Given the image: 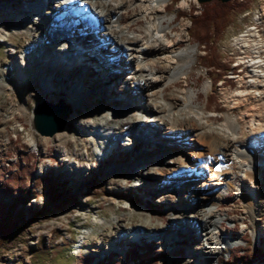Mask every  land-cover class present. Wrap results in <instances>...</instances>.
I'll use <instances>...</instances> for the list:
<instances>
[{
    "label": "rangeland",
    "instance_id": "rangeland-1",
    "mask_svg": "<svg viewBox=\"0 0 264 264\" xmlns=\"http://www.w3.org/2000/svg\"><path fill=\"white\" fill-rule=\"evenodd\" d=\"M4 1L21 9L23 15L39 17L35 11L33 12L26 7L28 4L37 3L38 0H0L1 7ZM60 1L58 0L57 3ZM182 1H185L186 5L183 8H178ZM182 1L167 0L164 6L165 11L157 14L158 17H165L163 25L168 26L166 32L170 41V44L161 51L163 54H169L170 52L172 54L174 51L182 49L187 51L195 49V51L191 58L182 53L167 59L159 58L155 60L151 56L145 59L144 63L141 64L143 71L148 73L147 69H152L154 73L157 72V74L163 76L161 83L153 88L152 99L161 105L160 107L163 106L165 113H173L182 105L175 98L182 91L191 89L194 93V107H198L199 110L205 113L209 124L219 128L227 121L230 124L227 128L232 129L231 121L227 118L228 113H232L237 121V134H235V137L238 142H242L258 132L256 128L258 122L262 124L261 127L264 126V97L261 99L255 97L259 91L264 92L260 89L263 87L260 85L264 83V77L256 75V70H259V68L256 64H253L257 61V58H262L263 55L260 52L262 48L259 47V50H257L254 44L260 45L259 40L261 42L264 40V0H254L248 9L232 15L230 23L217 43L223 60L231 61L232 65H236L238 62L242 64L238 63L233 71H229L228 76L233 80L231 84L220 79L217 85L214 86L216 89L215 95L219 102L215 104L206 102V95L211 92L213 85L209 77L210 72L207 73L198 61L201 54H203L202 47L188 36L186 30L190 23L188 14L190 12L194 14L200 12V2L198 0ZM50 4L51 1L48 3L47 0L43 11H48ZM178 12H184L185 14L178 17ZM142 13V0H135L132 7H128L127 10L122 12L121 24L128 29L129 33L143 31L146 23L150 21V17L148 15L144 17ZM170 17H172L171 20ZM19 23L25 25L30 22L21 18ZM37 24L44 26L45 22L37 20ZM13 29L9 28L0 35V64L14 59L17 55L16 51L29 38V33L13 34ZM254 30L257 32L255 33L256 37L250 33ZM111 44L112 40L106 39L102 48L98 51L97 57L95 55L90 56V54L88 59L81 62L79 67L71 68V70H68L70 68L63 69L60 67L46 68L47 78L50 80L53 78L60 87L61 96L59 98L72 93L73 89L70 82L76 81L77 78L80 81L75 82L78 85L75 92H78L84 98L82 102H76L74 113L70 118L71 112L67 119L68 122L64 130L69 134L62 144L54 137L55 135L53 137L42 136L30 128L31 115L29 117L28 115L32 113L35 103L41 100L37 94V87H27L23 92L24 97L22 99L16 97L11 91L0 93V165H3L6 161H11L12 165L10 166L15 169L19 168L18 165L20 164L24 165L25 161L33 162L36 167L31 176L27 177L24 182L25 187H28L31 191L26 207L46 208L42 216L29 222L26 228L25 240L16 242L4 251L3 259L0 261L1 264H82L86 260L89 264L98 262H100L98 264H205L208 261L200 257L194 259V253L192 252L194 247L207 248V246L202 245L204 237L200 234L199 227L193 223H188L185 229L170 226L175 214H170L167 211L169 194L159 186L149 185L152 181L149 179L154 180L162 177L147 174L148 170L151 173L155 171L161 163L181 162L178 156H174L172 153H163L161 147L171 151L178 150V142L184 137L185 132L178 129L171 131L165 123L145 122L143 120L146 117L143 116L142 119L137 115L141 128H131V130L134 129L131 142L125 144L120 140L115 148H112L110 155V150H104L102 145L100 147L98 143L99 150L103 148L102 150L107 153V156L103 158L97 154H92L89 150L90 157L93 156L95 161H92L88 166L81 163L80 153L84 147L88 149V145H90L88 139L95 138L96 140V137H101L94 129L92 132L88 131L90 127L85 124L87 117L90 116L94 120H99L104 113L107 121L110 122L108 125L115 128L117 124L111 115L114 110L116 108L119 111L125 109L124 104L128 101L138 100L139 96L143 99V93L139 91L138 87L131 85L128 81H121V75L131 68L132 63L127 59L128 56H126L124 49L119 50L114 46V51L108 50ZM101 50L103 53H101ZM103 55L107 58L108 64L113 62V59H117L116 68L107 71V73L110 72L109 75L94 74L91 68L100 67V69L106 70V66H108V64L102 66ZM96 60L97 62H95ZM165 63L170 64L167 71H165ZM187 63H190V65H187ZM83 65L84 67H82ZM171 70H174L177 76L172 80H168L166 75ZM58 78L63 80L64 84L60 83ZM82 79L84 82H82ZM82 90L96 95L89 97L88 94L84 95ZM98 90H100L99 93H97ZM239 91L248 93V97H240L236 94ZM51 92L47 93L46 98L58 100L59 98H54L57 94L54 93L53 89ZM250 96L255 99H251ZM244 98H247V101H244ZM183 110L187 111L188 107H183ZM133 112H136V110ZM76 118L81 119L82 124L79 125ZM110 119L114 122H111ZM220 134L212 138L205 137V140H210L211 158L210 156L209 158L203 156L204 165L198 167L201 185L204 182H213L210 180L213 179L212 169L215 168L212 156L218 157L220 154L227 159V161H224L223 158V166L219 165L222 167V171L221 169L218 170L219 174L235 169V161L238 159L242 162L245 160V157L242 156H239L238 159H228L232 145L228 146V150L223 149L226 147L219 148L220 144L226 143L225 137ZM74 135L76 139H79L76 145L74 141H69L72 140L71 138ZM202 148L203 151L208 152L207 146L201 145L198 140H195L189 150H195L197 153L194 151H192L194 154L190 151L183 152L182 162L187 164L197 162L201 158V153H204L200 151ZM159 150L166 157L159 156L157 154ZM27 154L31 155L30 158L26 157ZM148 154L150 156L157 154V159H162L157 161V164H149L148 170L147 167L141 166V162L137 161L135 168L139 176H135L134 171L128 169L127 166L131 164L132 160L135 161L139 156ZM73 158H77L75 161H79V165L73 162ZM263 167L264 165L259 166L250 175L251 178L249 176L245 178L240 173H234L228 192L223 195L220 193L217 196L218 205L216 208L223 216L220 227L230 233L233 237L232 241H234L233 244L224 247L218 254L219 264H243L239 262L232 263L228 260L229 252L232 249L234 250L238 244H243V246L252 249L261 248L264 253V171L260 170ZM52 170H54L57 177L66 181L71 192L77 193L76 201L57 213L52 209L44 187V174H49ZM229 175L232 174L229 173ZM250 184L256 186L254 189L262 191L260 219H255L254 216L245 211L244 197L240 194L242 191H246V188H250ZM215 187L217 188L218 185L213 186V189ZM202 190V186L197 187L194 193L188 192L184 188L177 189L174 194L176 203L181 204L182 210L186 212L191 208L190 204L194 200H198L196 196L201 194ZM238 190L239 192H237ZM32 191L36 192V195L32 194ZM10 198L11 195L3 196L0 193V203L6 204ZM132 209L137 211L131 213L130 219L123 221V228L127 229V232L136 225H144L143 220L149 216L152 220L149 228L163 229L161 231L166 233L175 231L174 242L171 243V247L166 248L159 243L148 240L149 238L143 234L141 237L145 238V244L143 242V244L138 243L136 245L131 243L129 239L121 242L119 252L111 251L112 247H110V251H104L103 253L91 250L93 247L97 248L99 241L103 248L106 247V238L119 231L118 228L113 227L115 224L114 219L126 217L127 214L132 212ZM176 213H180V211ZM245 236H248L249 241L244 240L243 237ZM81 237H84L82 240L83 245L79 247ZM42 241L46 246V251L40 250L38 253L41 255H38L36 248ZM192 245L194 246L192 247ZM138 246L141 248L137 249ZM145 251L146 253L139 255V257H134L138 252ZM263 259L261 257L249 264H264Z\"/></svg>",
    "mask_w": 264,
    "mask_h": 264
},
{
    "label": "bare ground",
    "instance_id": "bare-ground-1",
    "mask_svg": "<svg viewBox=\"0 0 264 264\" xmlns=\"http://www.w3.org/2000/svg\"><path fill=\"white\" fill-rule=\"evenodd\" d=\"M50 1L51 4L48 6L49 8L46 12L43 11V8L47 0H38L37 3L32 5L28 4L26 6L27 9L32 10L33 12L35 11L39 17H32L27 14L23 15L21 9L10 5L5 1L2 3V7L0 5V35L9 30V28H14L13 34H22L23 32L29 33V38L25 43H22L20 49L16 51L17 55L15 58L11 59L10 62L7 61L8 63L3 62L0 64V93L11 91L16 97L22 99L24 97L23 92L27 87H37V94L40 99L46 98L47 93H52V89L54 90V93L57 94L54 98L58 99L59 96H61L60 87L55 83L52 77H50L52 78L51 80L47 78L46 74L48 68L60 67L63 69L70 68L68 70H71V68L79 67L81 62L85 60L82 59V57L89 56L90 54L97 55L106 39L112 40V44L108 50L114 51V46L116 49L119 48V50L124 49L126 56H128L127 59L130 60L132 66L121 75L120 79L121 81H128L131 85L138 87L139 91L143 93V99L139 96L138 100L128 101L124 104L125 109L119 111V109L116 108L114 110L111 115L114 117L113 120L117 124L115 128L108 125L110 122H108L109 120L107 121L104 113L99 120H94V118L90 116L87 117L85 124L90 127L88 131L92 132L94 129L97 131V134L101 135V137H96V140L95 138L88 139L90 140V143H88L90 144L88 145V149L84 147L80 153L82 157L80 158L81 163L84 166H88L92 161H95L93 156L90 157L89 150L92 154H97L104 158L107 156V153L102 150L103 148L104 150L109 149L110 155L113 146L117 144L118 141L122 140L125 144L131 142L133 140L134 132V129L131 130V128H141V123H139V120L137 119L138 116L141 118L143 116L146 117V119L143 120L145 122L155 121L158 124L165 123L168 125L167 128L171 131L178 129L185 132L184 137L178 142V150L171 151L161 147L163 153H172L174 156H178L181 162L174 161L163 164L161 163L156 167L155 171H152V173L149 172V164H157V161L162 159L160 158L158 160L156 157L157 154L161 157H166L160 152L162 150L160 148L161 150H159L157 154L152 156H150V154L143 155L139 156L135 161L132 160L127 168L133 170L134 175L138 177L139 174L135 168L138 161L141 162L142 167H147L148 175H158L162 177L154 180L149 179L152 180L149 185L159 186L165 189L169 194V198L167 199L169 203L167 211L170 214H175L170 226L173 228L181 227L185 229L188 223L197 225L200 234L204 237L202 245L207 246V248L203 249L194 247V250L192 251L194 253V259L200 257L208 260L205 264H219L218 254L224 247L233 244L234 241H232L233 237L231 234L227 233L220 227L223 216L216 208L218 205L217 196L220 195V193L223 195L228 192V189L232 184L234 173H240V175L242 174V177L245 178L247 176L250 177L259 166L264 165V126L261 127L262 124L258 122L256 125L258 132L249 136L244 141L238 142L235 137V134H237V121L232 113H228L227 115L228 120L231 121L232 129L227 128V126L230 125L227 121H225L222 124L223 126L219 128L209 124L206 120L205 113L199 110L198 107H194V93L191 89L182 91V93L175 98L180 101L182 105L173 113H168L167 111V113H165L163 106L160 107L161 105L157 104V102L152 99L153 88L161 83L163 76L157 74V72L154 73L152 69H147L149 74L143 71L141 64L144 63L145 59L148 56L154 57L155 60L159 58L167 59L168 57H176L182 53L187 54L188 57L191 58L195 51V49H192L191 51L182 49L176 52L174 51L172 54H170L171 52L169 54H163L161 51L170 44V41L167 38L168 34L166 32L168 26L163 25L165 17H158L157 14H161L165 11L164 6L167 0H142V16L145 17L148 15L150 21L146 23L143 31L141 30L136 33H129L128 29L121 24L122 12L127 10L128 7H132L135 0H61L58 3V0ZM50 1L48 0V3ZM185 5V1H182L178 5V8H183ZM25 12L27 13V10ZM154 14L156 17L153 16ZM21 18H24L30 23L21 25L19 23V19ZM169 19L171 20L172 17ZM37 20L45 22V25L37 24ZM250 33H252V36L256 37V30L251 31ZM259 42L260 45L256 43L254 46L257 50H259V47L260 49L262 48L260 52L263 55L261 56L262 58H257V61L253 64H256L259 68V70H256V75L261 77L264 76V73L262 74V72H264V40L262 42L259 40ZM101 53H103L102 50ZM114 57L116 58L117 56ZM116 61L117 59H113V62L108 64L107 58L103 55L102 66H106L107 64L108 66H106V70L101 69L102 74L109 75L110 72H106L116 68ZM95 62H97V60ZM188 64L190 65V63H187V65ZM165 65V71H167L170 68V64L165 63ZM82 67H84V65ZM176 76L177 73H175L174 70H171L167 73L166 79L172 80L176 78ZM58 81L64 84V81L59 78ZM77 81L80 80L77 78L76 81L70 82L74 92L72 91L70 95L60 97L72 106L73 111L70 118L74 113V107H76L75 105L77 104L76 102L79 103L84 100L81 94L75 92L78 89V85L75 83ZM82 82H84V80ZM208 86L209 84L206 86V90ZM260 86H263L260 89L264 90V83ZM99 91L100 90H98L97 93H99ZM82 92L84 95L88 94L89 97L96 95L89 91L82 90ZM236 94L240 97H246L248 95V93H243L242 91H239ZM256 95V98L261 99L264 97V92L259 91ZM250 98L255 99L251 96ZM243 100L247 101V98H244ZM183 107H188V110L184 111ZM134 110H136V112H133ZM30 115L31 125L32 113L29 114L28 117ZM50 117L54 124L53 121L56 120V116L50 113ZM76 120L79 125L82 124L81 119L76 118ZM113 120L110 119L111 122H114ZM30 128L34 132H37L32 125ZM64 129H56L51 135L37 133L42 136L53 137L55 135L54 137L62 144L64 143V140L66 141V136L69 134ZM217 134L225 137L224 140L226 142L223 145L220 144L219 148L226 147L223 149L228 150V146L232 145L228 159H238L239 156H242L245 157V160L242 162L238 159L235 161V169H230L229 171L227 170V173L222 172L219 174L218 170L222 168L221 166H223L224 161H227V159L220 154L218 157L212 156L215 162V168L214 170L212 169L213 179L210 180L213 182H204L201 185L202 182L201 176L198 174V167H203L204 165L205 161L202 159L203 156L208 158L210 156L211 158V149L209 148L211 146L209 142L210 140H205V137L209 136L212 138ZM100 138H102V140H100ZM71 139L72 140L69 141H74L75 145L76 142L78 143L79 141V139H76L75 135ZM97 139L99 140L97 141ZM195 140H198L201 145L207 146L208 152H205V150L203 151L202 148L200 151H203L204 153H201V158L197 162H192L191 164L182 162L183 154L190 151L189 149ZM98 143L100 144V147L101 145L103 147L102 149L100 148V150ZM252 149L254 150L253 153L250 152ZM192 151L196 152L191 149L190 153H193ZM75 159L77 158H73V162H75L76 165H79L80 162L75 161ZM260 170L264 171V167ZM229 173L232 175H229ZM217 185L218 187L213 189V186ZM199 186H202L203 190L201 191V194L196 196L198 200H194L190 204L191 208L185 212L182 210V205L176 203L174 195L175 191L184 188L187 189L188 192L194 193ZM255 187V185L250 184V188L245 187L246 191H242L240 194L244 197L245 211L251 216H254L255 219H260V213L262 211V200L260 197L262 191L254 189ZM253 189L254 191H252ZM237 192H239V190ZM135 211L137 210L132 209V212L127 214L124 218H115V224L113 227L118 228L119 231L114 232V234L111 236L109 235L110 237L108 236V238H106V247L103 248V245L101 246L99 241L97 248L93 247L91 250L103 253L104 251H110V247H112V250L119 251L121 250L120 244L123 240L127 241L136 237L141 240V235L143 234L146 235L149 240L156 238L160 240L161 245L170 248L171 243L174 242L173 237L175 236V231L166 233L161 231L163 229L149 228L151 225L150 223L152 222L149 216L143 220L145 222L144 225H136L134 228L129 229L128 232L127 229L123 228V221L130 219L129 216ZM178 211H180V213H176ZM125 234L127 235L125 236ZM83 239L84 237H81L79 240V247L83 245ZM193 246L194 245H192V247Z\"/></svg>",
    "mask_w": 264,
    "mask_h": 264
},
{
    "label": "trees",
    "instance_id": "trees-1",
    "mask_svg": "<svg viewBox=\"0 0 264 264\" xmlns=\"http://www.w3.org/2000/svg\"><path fill=\"white\" fill-rule=\"evenodd\" d=\"M253 1L210 0L200 3V12L196 14L190 12L188 14L190 23L186 29L187 34L198 45H201L203 54H201L198 61L207 73L210 72L209 77L213 85L211 92L206 95V102L208 104L219 103L215 95L216 89L214 86L217 85L220 79L223 82L227 81L228 84H231L233 80L228 76V73L236 68L235 65H232L231 61L223 60L217 43L230 23L231 16L248 9ZM184 14V12H178L177 16L180 17ZM30 156V154L26 155L27 158H30ZM18 166L19 168L14 169L10 165H0V193L3 196L11 195L9 202H6V204L0 203V261L3 259L5 250L9 249L16 242H23L25 240L24 237L26 236V228L29 222L37 220L44 214L46 209L44 207H26L31 191L28 187H25L24 182L27 177L31 176L36 165L33 162L25 161L24 165L20 164ZM44 187L49 198V203L56 213L69 207L77 199V193L71 192L66 181L57 177L54 170L49 172V174H44ZM32 194L36 195V192L32 191ZM3 202L5 203V201ZM243 238L245 241H249L248 236ZM140 248L138 246L137 249ZM36 249L38 255H41L38 253L40 250L46 251L44 242L42 241ZM146 251L138 252L134 257L137 258L139 255L146 253ZM261 257L264 258L261 248L252 249L243 246V244H238L234 250L232 249L229 252L228 260L232 263L249 264ZM82 264L89 263L86 260Z\"/></svg>",
    "mask_w": 264,
    "mask_h": 264
},
{
    "label": "water",
    "instance_id": "water-1",
    "mask_svg": "<svg viewBox=\"0 0 264 264\" xmlns=\"http://www.w3.org/2000/svg\"><path fill=\"white\" fill-rule=\"evenodd\" d=\"M198 1L205 2L210 0ZM72 111L73 109L71 104L66 102L63 98H59L58 100L42 98L41 100L37 101L32 108L31 125L40 134L51 135L56 129H64L68 122L67 119ZM50 113L56 116V120L53 121L54 124L52 123Z\"/></svg>",
    "mask_w": 264,
    "mask_h": 264
},
{
    "label": "built area",
    "instance_id": "built-area-1",
    "mask_svg": "<svg viewBox=\"0 0 264 264\" xmlns=\"http://www.w3.org/2000/svg\"><path fill=\"white\" fill-rule=\"evenodd\" d=\"M264 47V46H263ZM264 77V76H263Z\"/></svg>",
    "mask_w": 264,
    "mask_h": 264
}]
</instances>
